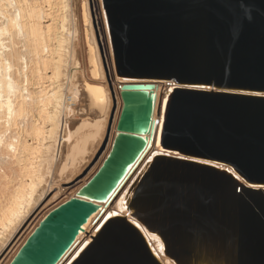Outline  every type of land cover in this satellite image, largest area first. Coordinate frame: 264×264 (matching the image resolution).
Wrapping results in <instances>:
<instances>
[{
  "label": "water",
  "instance_id": "1",
  "mask_svg": "<svg viewBox=\"0 0 264 264\" xmlns=\"http://www.w3.org/2000/svg\"><path fill=\"white\" fill-rule=\"evenodd\" d=\"M96 6L107 26L99 44L112 91L121 80L116 133L94 158V174L44 216L9 264H63L71 255L150 137L153 146V91L164 83L174 91L160 151L124 197L129 217L111 216L72 264H163L147 236L173 264H264V0Z\"/></svg>",
  "mask_w": 264,
  "mask_h": 264
},
{
  "label": "bare ground",
  "instance_id": "2",
  "mask_svg": "<svg viewBox=\"0 0 264 264\" xmlns=\"http://www.w3.org/2000/svg\"><path fill=\"white\" fill-rule=\"evenodd\" d=\"M93 2L96 20L90 0H0V264H9L44 216L94 174L98 163L90 165L108 134L110 145L116 133L121 80H112V91L99 44L102 27L108 34L105 16ZM173 91L172 84H156L153 120L160 123L153 146L150 137L123 189L88 221L63 264H72L111 216H128L124 197L160 151L161 122ZM73 107L78 123L68 117ZM88 168L75 191L45 209L56 178L71 182ZM147 239L163 264H173L154 238Z\"/></svg>",
  "mask_w": 264,
  "mask_h": 264
},
{
  "label": "rangeland",
  "instance_id": "3",
  "mask_svg": "<svg viewBox=\"0 0 264 264\" xmlns=\"http://www.w3.org/2000/svg\"><path fill=\"white\" fill-rule=\"evenodd\" d=\"M46 25L48 23H45ZM74 69L71 71L72 73H74ZM74 107L73 108H69V114L68 117L71 120V122H80V119L75 117V114H73ZM70 122V123H71ZM91 167V165H90ZM89 167V168H90ZM89 168L87 170H84L82 173H80L77 177L74 178V180H72L71 182H69V180H64L61 181L59 178H56V182L58 183L57 185H55L52 189V191L48 194L47 198H46V203H48V205L45 207V209L50 208L52 205H54V203H56L57 200L59 199H63L64 197H67L69 194H71L73 191L76 190V187H78V185L80 184V182L83 181L86 173L88 172ZM59 188H57V187ZM57 188V189H56ZM62 188V194L59 195V198H57V194L59 192V189ZM63 196V197H62Z\"/></svg>",
  "mask_w": 264,
  "mask_h": 264
},
{
  "label": "snow or ice",
  "instance_id": "4",
  "mask_svg": "<svg viewBox=\"0 0 264 264\" xmlns=\"http://www.w3.org/2000/svg\"><path fill=\"white\" fill-rule=\"evenodd\" d=\"M154 239H155V237H154Z\"/></svg>",
  "mask_w": 264,
  "mask_h": 264
}]
</instances>
